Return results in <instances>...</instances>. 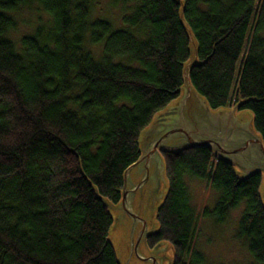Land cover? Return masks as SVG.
<instances>
[{"label":"trees","instance_id":"trees-1","mask_svg":"<svg viewBox=\"0 0 264 264\" xmlns=\"http://www.w3.org/2000/svg\"><path fill=\"white\" fill-rule=\"evenodd\" d=\"M119 1L130 6L114 28L93 16L94 0H0V264H118L92 186L118 202L138 135L178 97L188 59L175 0ZM182 1L204 61L192 85L213 109L247 100L239 110L264 142V0ZM32 5L48 20L16 45L14 14ZM162 155L170 189L149 244L168 241L174 264L204 262L187 175L218 193L202 217L222 224L241 208L236 237L264 264L260 175L240 179L206 148Z\"/></svg>","mask_w":264,"mask_h":264},{"label":"water","instance_id":"water-1","mask_svg":"<svg viewBox=\"0 0 264 264\" xmlns=\"http://www.w3.org/2000/svg\"><path fill=\"white\" fill-rule=\"evenodd\" d=\"M175 1L180 5L179 22L188 40V59L182 64L178 97L156 112L149 124L139 133L137 138L139 155L122 174V187L119 190L118 202L114 204L99 196L96 188L91 185L111 220L113 221L112 211L121 210L133 222L141 224L142 230L139 238L145 241L160 231L158 212L170 189L166 165L162 157L163 152L174 153L192 148H206L215 158L230 165L240 179L245 180L250 176L260 175L259 196L264 208V142L254 127L253 113L249 110H239V107L247 102L241 99L231 107L213 109L208 101L196 91L190 80V73L194 67L201 65L204 61H199L198 42L184 19V2ZM151 168L152 172H150ZM135 170H139L137 174L143 171V180H141L142 175L136 179L135 176L130 177V173ZM149 178L155 181L152 191L154 196L151 194L149 199L157 201L155 212L158 224L152 231H148L146 222L134 214L128 203V195L140 188ZM132 180H136L137 184H132ZM128 184L133 185L132 188L127 189ZM110 227L107 240L115 253L117 263L121 264L109 237ZM166 243L168 250L171 251L168 264H174V248L168 241ZM159 244L161 246L162 242Z\"/></svg>","mask_w":264,"mask_h":264},{"label":"rangeland","instance_id":"rangeland-1","mask_svg":"<svg viewBox=\"0 0 264 264\" xmlns=\"http://www.w3.org/2000/svg\"><path fill=\"white\" fill-rule=\"evenodd\" d=\"M129 6L127 4L123 5L119 0H94L93 16L107 19L114 28H118L121 25V16ZM14 18L17 22V27L9 33L8 37L16 45H18L21 37L31 34L38 24H44L48 20L47 15L36 5L22 8V10L14 14ZM90 49L95 56L98 55V47L91 46ZM132 66H137V63L133 62ZM237 117L239 116L237 115ZM138 171L135 170L130 173V177L135 176L136 179L142 175L141 180H143V171L137 174ZM150 172H152V168ZM160 178L163 180L162 176ZM135 183L136 180H132V184L136 185L137 183ZM184 183L187 186L190 204L197 215L193 249L200 252L204 257L202 264H256L246 251L244 242L236 237L237 221L241 208L231 210L225 223L215 224L212 217L204 218L201 214L205 208L209 210L213 208L218 198V193L209 187L208 182L195 177L186 175ZM132 186L128 184L127 189L132 188ZM154 186V179L149 178L140 188L128 195V203L132 207L134 214L146 222L148 231L155 229L158 224L155 212L157 201L149 199L151 194L154 196V193H152ZM112 216L113 221L109 237L121 264L169 263L171 251L167 248L166 240H158L150 245L148 242L149 238L147 241L139 238L142 230L140 223L133 222L121 210H113ZM159 242H162L161 246ZM133 245L134 247H132Z\"/></svg>","mask_w":264,"mask_h":264}]
</instances>
